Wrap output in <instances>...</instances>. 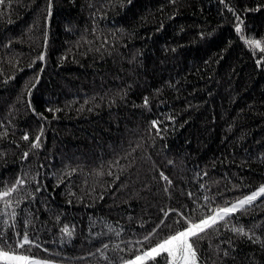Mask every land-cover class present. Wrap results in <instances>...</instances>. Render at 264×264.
<instances>
[{"label": "trees", "instance_id": "1", "mask_svg": "<svg viewBox=\"0 0 264 264\" xmlns=\"http://www.w3.org/2000/svg\"><path fill=\"white\" fill-rule=\"evenodd\" d=\"M48 5L0 6V190L24 181L0 201L13 247L27 231L39 247L19 251L37 259L122 264L185 227L177 213L264 185V53L239 38L264 44V0ZM262 243L264 197L196 241L199 264H264Z\"/></svg>", "mask_w": 264, "mask_h": 264}, {"label": "snow or ice", "instance_id": "2", "mask_svg": "<svg viewBox=\"0 0 264 264\" xmlns=\"http://www.w3.org/2000/svg\"><path fill=\"white\" fill-rule=\"evenodd\" d=\"M11 0H8V4L10 6ZM6 4V0H0V6H4ZM2 14V13H0ZM48 15H51V0H49L48 5ZM239 19V17H237ZM242 23V21H241ZM236 32L241 33V27L239 25L236 26ZM244 41L245 44L249 45L253 49V54L255 55V50L258 49L260 53H264V44L259 39H245L243 35L239 37ZM39 60H43L44 56L41 55L38 57ZM264 62V57L257 60V64ZM38 82V81H37ZM147 103V100H145ZM48 111H54L49 109ZM58 111V110H56ZM153 125H156V121L152 122ZM6 135V133H5ZM22 139L28 140L29 136L25 134ZM40 136L35 138V141L32 143L33 148H38ZM135 151V149H133ZM28 153H24V156L27 157ZM115 164L118 166L119 161H116ZM112 175L111 172L108 173ZM161 179L167 182V184H171V180L167 176L164 175L163 172L160 173ZM118 178V177H117ZM24 183L23 179L17 178L14 184L9 187H5L0 190V201H3L4 208L7 209L11 206L12 202L10 200L5 199L9 197L12 193L18 192V186H22ZM165 191H168L165 188ZM189 196L192 194L189 193ZM264 197V185H261L258 189L251 192L248 195L243 196L242 198H238L235 202L231 203L228 206L217 207L215 209H211V215H205L203 212L200 213V219L197 221L194 217L185 216L183 213H177L180 216V220H183L185 227L182 229H178L172 234H169L163 239H158L155 245L149 246L144 250H137V254L134 258L126 260L123 264H148L149 261L152 264H158V258L164 261V264H199V257L196 248V241L201 240L208 233L209 230L219 231L221 227H227L231 217L237 212H247L249 208L254 206V202L260 198ZM205 200L209 198L204 197ZM19 201H17V204ZM175 211V210H169ZM7 211L0 212V216H7ZM15 210L12 211L11 216L15 217ZM165 219L168 216V213H164ZM180 220H177L176 223L179 224ZM165 221L161 220L160 224L153 229L151 233L143 238V241H137L138 244L143 247L145 242H149L152 237L156 235V231L162 225H164ZM7 224V221H5ZM14 227V225H13ZM170 227V226H169ZM233 233L240 236H248V233L245 231L243 227L232 226L228 229ZM61 231L71 237L72 232L69 230L68 226L65 225ZM119 235V232L116 233ZM18 237L15 240V246L13 247L9 242L7 235L4 233H0V264H50L47 260L37 259L35 257L24 254L19 251V249H24L25 246H29V250L32 246L39 247V245L35 244L33 240L30 239L27 231H25L22 235L20 233H16ZM248 239L252 240L253 243L258 242L257 239H253V237L248 236ZM264 247V243L261 244ZM7 248H11V250H6ZM108 244H104L103 248L107 249ZM118 247V246H117ZM98 251H100L98 249ZM224 255H228L227 251L224 252ZM107 259V257H105Z\"/></svg>", "mask_w": 264, "mask_h": 264}, {"label": "rangeland", "instance_id": "3", "mask_svg": "<svg viewBox=\"0 0 264 264\" xmlns=\"http://www.w3.org/2000/svg\"><path fill=\"white\" fill-rule=\"evenodd\" d=\"M261 198V197H260ZM259 199V198H258ZM50 264H64V263H58V262H52V261H49ZM123 264V263H122Z\"/></svg>", "mask_w": 264, "mask_h": 264}]
</instances>
